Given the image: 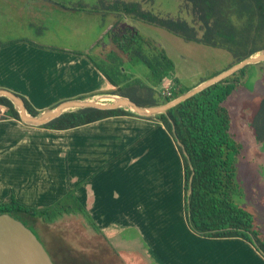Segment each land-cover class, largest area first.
<instances>
[{
  "label": "crops",
  "instance_id": "1",
  "mask_svg": "<svg viewBox=\"0 0 264 264\" xmlns=\"http://www.w3.org/2000/svg\"><path fill=\"white\" fill-rule=\"evenodd\" d=\"M22 3H19L20 12L26 8ZM19 6L17 10L21 9ZM55 6L61 5L55 2ZM22 18L23 22L29 20ZM111 24L109 19L107 25L111 27ZM11 40L0 41V87L24 95L38 110L49 107L31 96L41 81L45 85L63 81L58 87H66L67 92L57 95L62 99L106 93L115 88L86 56L87 49L66 56L61 50H48L46 44L25 37ZM66 58L73 66L65 65ZM54 59H57L55 65ZM31 61L36 64L31 66ZM58 89L56 93H60ZM156 122L159 120L136 114H115L55 129L3 115L0 117V201L13 193L19 201L20 196L26 199L25 204L44 205L73 187L85 207L105 226L108 221L111 225L119 223L107 218L110 205L105 202L97 214L95 206L100 199L110 198L114 202L122 199L140 210L151 207L157 221V242L163 248L166 240L174 242L176 238L171 233L174 224L179 230H187L189 238L200 242L187 245L179 242L182 249L174 242L176 254L188 260L187 264L193 260L194 264H206L207 252L202 243L216 240L223 243L224 248L216 253L222 264H264V256L242 237H205L188 227L183 211L181 155L165 126L160 122L155 125ZM116 184L123 186L121 190ZM169 207L173 209H166ZM156 208H162V213L156 214ZM113 216L121 214L117 215L115 210Z\"/></svg>",
  "mask_w": 264,
  "mask_h": 264
},
{
  "label": "trees",
  "instance_id": "2",
  "mask_svg": "<svg viewBox=\"0 0 264 264\" xmlns=\"http://www.w3.org/2000/svg\"><path fill=\"white\" fill-rule=\"evenodd\" d=\"M183 1L189 4L192 19L198 26L180 15H161L145 10L138 1L114 0L108 4L101 2V5L106 11L121 15L132 14L186 40L223 47L231 52L234 61L264 47V0ZM106 33L112 45L109 46L108 54L102 49L99 52L105 56L103 61L97 60L89 51L85 53L107 80L115 85L108 92L128 95L138 103L150 104L166 101L189 88L181 84L179 78L173 74L174 62L165 50H147L145 46L151 47L149 39L134 26L114 25ZM125 61L144 63L149 69L146 78L150 83L139 76L127 74L123 70ZM246 67L180 101L170 107L167 113L145 117H155L165 126L181 155L183 211L188 227L205 237H242L264 256V237L259 236L252 213L233 199V191L237 185L235 159L242 144L230 132L232 116L225 100L241 83ZM165 77H170L173 81L169 88L170 94L162 92L161 98H158L155 86ZM16 93L23 98L29 113L36 114L39 111L24 95ZM0 105L5 106L7 116L20 119L17 108L7 96L0 95ZM115 114L136 113L123 107L85 106L65 110L40 125L65 129ZM252 117L254 131L262 141L264 96L259 100ZM0 212H8L21 219L44 246L34 227L37 220L51 222L64 213H82L98 230V225L73 187L44 205L25 204L13 193H9L6 199L0 201ZM53 262L56 264L54 260ZM89 264L102 263L95 261Z\"/></svg>",
  "mask_w": 264,
  "mask_h": 264
},
{
  "label": "rangeland",
  "instance_id": "3",
  "mask_svg": "<svg viewBox=\"0 0 264 264\" xmlns=\"http://www.w3.org/2000/svg\"><path fill=\"white\" fill-rule=\"evenodd\" d=\"M112 1L114 0H24L22 3L21 0H0V41L8 39L15 41V38L25 37L33 42L46 44L44 47L48 50H61L66 56L78 49H87L97 60L103 61L105 56L99 52L102 49L108 54L109 46L112 45L106 31L114 25L126 24L134 26L149 39L151 47L145 46L147 50L160 48L165 50L174 62L173 73L186 87H191L201 79L235 62L231 52L223 47L186 40L161 26L149 23L132 14L121 15L103 9L101 2L108 4ZM122 1H138L145 10L161 15H180L198 26V23L192 19L189 4L183 0ZM55 2L61 6L56 7ZM19 3L26 6L21 12L22 8ZM18 6L21 9L17 10ZM22 16L29 20L23 22ZM109 19L112 20L111 27L107 25ZM56 60H53V65L56 64ZM33 61H31V66L36 64ZM67 61L66 58L65 65L67 67L73 66ZM246 66L241 83L225 100L232 116L230 132L242 144L235 159L237 185L233 191V199L252 213L254 226L259 236L264 237V140L261 141L257 137L252 124V116L259 100L264 96V61L249 63ZM38 68L40 69L41 65ZM123 70L127 74L139 76L150 83L146 78L149 69L142 62L135 64L125 61ZM62 82L57 80V85H54V82V84L45 85L46 83L42 84L41 81L36 85L37 89L32 91L36 96H31L36 97L34 99H37L39 103H48V106H52L62 99L57 95L67 92L66 87H58ZM172 82V79L164 78L159 85L155 86V94L158 98H161L162 90L170 87ZM42 85L45 86L42 87ZM57 89L61 94L55 92ZM39 92L40 94H37ZM142 94L146 95L144 92ZM83 95L85 94L83 93ZM97 95L101 94L93 96ZM93 96L90 97L93 98ZM2 116L0 115V117ZM9 130L12 129L9 127ZM121 172L124 173V169ZM111 185H113V181H111ZM122 187L116 184V188L119 190ZM111 188L110 192H112ZM19 199L24 203L27 201L21 196ZM104 202L110 205L107 207L110 211L107 218L110 220L112 217V221L119 225H111V221H108L107 226L104 223H99L96 219L98 216L95 218V213L91 212L87 206L86 209L98 225V230L89 223L88 218L82 213H64L54 221L37 220L34 223L35 229L56 264H89L95 261L102 264L189 263L175 251V243L180 249H182V244L200 243L196 239L189 238L187 230H179L174 224L171 233L176 236L175 243L172 240H166V246L163 248L157 242L158 234L155 229L157 221L154 220L155 214L151 207L140 210L122 199L114 202L110 201V198L108 200L103 198L96 202L97 214L103 209L101 206H104ZM156 209V214L162 213V208ZM166 209L171 211L173 208ZM115 210L117 215L121 214L120 217L113 216ZM120 220H124V222H120ZM179 242L182 244L179 245ZM202 244L207 252L204 256L206 264H222L216 255L224 248L222 241H205ZM190 264H194V260Z\"/></svg>",
  "mask_w": 264,
  "mask_h": 264
},
{
  "label": "water",
  "instance_id": "4",
  "mask_svg": "<svg viewBox=\"0 0 264 264\" xmlns=\"http://www.w3.org/2000/svg\"><path fill=\"white\" fill-rule=\"evenodd\" d=\"M264 61V47L235 61L230 66L200 80L182 93L161 102L141 104L128 95L119 93H98L83 97L65 98L56 104L39 110L36 114L27 111L23 98L15 91L0 87V95L7 96L19 112L20 120L40 125L65 110L77 107L98 108L123 107L141 116L167 113L168 109L192 96L206 86L223 80L249 63ZM90 96H93L91 98ZM109 100H101V99ZM190 191V189H189ZM0 264H54L51 256L37 235L21 219L8 212H0Z\"/></svg>",
  "mask_w": 264,
  "mask_h": 264
},
{
  "label": "built area",
  "instance_id": "5",
  "mask_svg": "<svg viewBox=\"0 0 264 264\" xmlns=\"http://www.w3.org/2000/svg\"><path fill=\"white\" fill-rule=\"evenodd\" d=\"M170 87H166L164 90H162L163 93L170 94ZM0 115H5V106L0 105Z\"/></svg>",
  "mask_w": 264,
  "mask_h": 264
},
{
  "label": "flooded vegetation",
  "instance_id": "6",
  "mask_svg": "<svg viewBox=\"0 0 264 264\" xmlns=\"http://www.w3.org/2000/svg\"><path fill=\"white\" fill-rule=\"evenodd\" d=\"M46 247V246H45ZM47 248V247H46ZM48 250V249H47ZM49 251V250H48ZM50 253V252H49ZM51 255V254H50Z\"/></svg>",
  "mask_w": 264,
  "mask_h": 264
}]
</instances>
